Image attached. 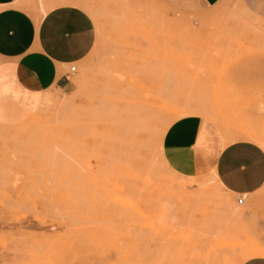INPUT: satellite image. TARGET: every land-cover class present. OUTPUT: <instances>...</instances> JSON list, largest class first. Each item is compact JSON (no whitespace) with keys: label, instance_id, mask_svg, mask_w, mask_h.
Masks as SVG:
<instances>
[{"label":"rangeland","instance_id":"1","mask_svg":"<svg viewBox=\"0 0 264 264\" xmlns=\"http://www.w3.org/2000/svg\"><path fill=\"white\" fill-rule=\"evenodd\" d=\"M28 1L26 8L42 13L59 3ZM79 4L96 26L90 52L69 66H76L71 90L48 89L55 96L34 110L44 91L0 83V264H242L243 255L252 258L245 248L264 244V187L239 205L211 173L191 180L172 168L160 139L157 144L160 128L142 134L131 150L126 119L106 122L102 111L105 101L119 117L134 103L144 110L163 102L202 106L210 115L194 114L217 125L227 142H259L264 0H218L198 12L166 0ZM150 171L167 187L191 181L171 198L148 185ZM126 191L151 222L141 223L133 205L114 198Z\"/></svg>","mask_w":264,"mask_h":264},{"label":"crops","instance_id":"2","mask_svg":"<svg viewBox=\"0 0 264 264\" xmlns=\"http://www.w3.org/2000/svg\"><path fill=\"white\" fill-rule=\"evenodd\" d=\"M58 1L56 5L50 2L49 9L42 13L26 8L31 2L28 0H0V83L12 82L34 93L44 91L34 103V110H39L55 96L48 89L71 90L69 66L81 61L93 44L92 30L87 35L65 30L71 19L69 6L79 4L81 0ZM166 1L181 11L198 12L218 0ZM66 37L71 39L66 40ZM235 145L259 147L256 141L246 138L227 142L221 129L199 114L177 119L163 137L165 159L177 172L193 177L207 173L200 162L206 156H214L219 180L223 178L224 154ZM237 167L241 175L233 184H223V187L237 199L244 196L245 204L264 187L259 157L237 162ZM246 170L248 175L244 176ZM256 244L264 247L260 242ZM242 264H264V257H252Z\"/></svg>","mask_w":264,"mask_h":264},{"label":"bare ground","instance_id":"3","mask_svg":"<svg viewBox=\"0 0 264 264\" xmlns=\"http://www.w3.org/2000/svg\"><path fill=\"white\" fill-rule=\"evenodd\" d=\"M42 8V7H40ZM42 11L43 13L46 12V8H42ZM107 100V98H106ZM156 103V102H155ZM145 105V104H144ZM109 104H108V101H105V104H104V108H103V111H102V120L104 121H110V120H116V119H120V118H125L126 119V122H127V134H126V139H127V143H128V146L131 150H133V148L136 146V143L138 142L139 138L141 137L142 134H145V133H152V130L155 126H157L158 128H163V133H165V131L167 130V127L169 128V124L167 125V123H169V118L172 116V117H175L173 118L172 122H170V125L176 121L177 119L183 117V116H187V115H191V114H194V113H202V114H209L210 111L208 109H206L205 107H202V106H194V105H190L189 107H186L185 109H180V108H177V107H173V106H168L165 102H163L160 106H157V107H154V108H149V109H142V108H138L136 103H134V105L131 107V109H129V111H127V113H124L122 116L119 117L118 112H114V114H110V110H109ZM124 111V110H123ZM183 112H188L189 114H186V115H180V113H183ZM210 115V114H209ZM82 116V115H81ZM79 121V120H78ZM81 122V121H79ZM105 122V124H106ZM84 125V124H83ZM81 126V125H80ZM108 126V125H107ZM82 127V126H81ZM230 135H232L230 133ZM242 136V135H241ZM163 137H164V134L160 135L159 134V139H160V146L161 148L163 149ZM234 137V136H233ZM232 137V138H233ZM238 137V136H237ZM236 137V138H237ZM239 138V137H238ZM234 140V139H233ZM257 140V139H256ZM232 141V139L230 140V142ZM258 141V140H257ZM149 148V147H147ZM144 149V148H143ZM146 151V150H145ZM159 151V150H158ZM161 153V152H160ZM133 154V153H132ZM157 155V154H156ZM148 156V155H146ZM159 156V155H158ZM144 158V156L142 157ZM141 158V159H142ZM161 160V159H160ZM167 169L169 170H172L167 162L165 161V159H162L161 161ZM172 171H175V170H172ZM151 171H150V174H149V179L147 180L148 181V185L153 187V189L158 192L159 194H166L168 193L169 194V197L171 196H176L178 195V192H182V189L185 187V185L191 181L192 179H196L195 177L193 176H190V177H187V178H191V180H188L187 182L185 181H178V182H175L173 184H171L170 187H167V186H164L161 184V182L159 180H152V176H151ZM183 178V177H181ZM217 178L214 177V180ZM122 179V178H121ZM195 181V180H193ZM116 182V181H115ZM204 185L207 184V181L203 182ZM131 184V183H130ZM114 185V184H113ZM191 185V184H190ZM201 185V183H200ZM209 185V183H208ZM132 186V184H131ZM202 186V185H201ZM133 187V186H132ZM116 188V187H114ZM119 188L120 189H123V187L121 186V184H119ZM118 188V189H119ZM117 189V190H118ZM204 190V189H203ZM120 191V190H119ZM184 191V189H183ZM110 193V192H109ZM121 193V192H120ZM112 194V192H111ZM122 194V193H121ZM136 194V193H135ZM89 195V194H88ZM87 195V196H88ZM91 195V194H90ZM114 195V198L117 200L118 198L121 199L122 201L124 202H127L128 205H133V208L134 210L139 214V217H140V222L143 223V222H148L150 221L149 220V213L143 208V209H140V206L137 205V203L135 204L134 202V199H135V195L132 199V196H131V193L126 191L125 192V195L126 196H119V194H113ZM117 196V197H115ZM163 196V195H162ZM80 197V195H79ZM168 197V196H167ZM78 198V197H77ZM139 198V197H138ZM173 198V197H171ZM81 199V198H80ZM80 199H77V200H80ZM118 199V201H119ZM85 200V199H84ZM83 200V201H84ZM120 200V201H121ZM102 201V200H101ZM81 202V201H79ZM91 202V201H90ZM93 202V201H92ZM78 203V202H77ZM83 203V202H82ZM81 203V204H82ZM140 204V203H139ZM79 205V203H78ZM119 205V204H118ZM81 206V205H80ZM79 206V207H80ZM104 206V205H103ZM124 206V205H123ZM96 207V206H95ZM101 207V206H100ZM77 208V207H76ZM83 208V207H82ZM87 208V207H86ZM119 208V207H118ZM85 209V207H84ZM95 209V208H94ZM113 209V207H112ZM117 209V208H116ZM78 210V209H77ZM91 210V208H90ZM97 210V208H96ZM115 210V209H114ZM113 210V211H114ZM118 210V209H117ZM125 210V209H124ZM165 210V209H164ZM79 213L82 211L78 210ZM93 211V210H92ZM95 211V210H94ZM87 212V211H86ZM97 213V212H96ZM111 214V213H109ZM135 214V213H134ZM85 215V214H84ZM87 216V215H86ZM112 216V214H111ZM126 216V215H125ZM118 217H121L120 215H118ZM95 218V216L93 217ZM87 220V219H86ZM95 220V219H94ZM126 220V219H125ZM122 221V220H120ZM91 222V221H90ZM151 222V221H150ZM149 222V223H150ZM144 223V224H146ZM144 241V240H143ZM251 242V241H250ZM82 244V242H81ZM251 244V243H250ZM71 249V248H70ZM76 252V251H75ZM245 253L248 254L249 256L251 257H264V247L262 246H259L257 245L256 243L251 246V247H246L245 248ZM244 253V254H245ZM246 257V256H245ZM244 255H243V259H247L245 258ZM242 262V260H241Z\"/></svg>","mask_w":264,"mask_h":264},{"label":"snow or ice","instance_id":"4","mask_svg":"<svg viewBox=\"0 0 264 264\" xmlns=\"http://www.w3.org/2000/svg\"><path fill=\"white\" fill-rule=\"evenodd\" d=\"M71 11V19L69 25H66L65 30L72 32L77 31L82 35H87L89 30H92L96 26V20L93 14L86 10L85 7L80 4H75L69 6ZM74 26V27H73ZM66 40L71 39V37H66ZM189 114L188 112L180 113V115ZM175 118V117H173ZM160 135L163 134V128L160 129ZM259 147L253 148L247 145H235L230 152L225 153V166L223 170L222 180H217V183L223 184H233L235 180L241 175L240 169L237 167V162H243L246 159H256L259 157L260 160V170L261 178L264 179V138L257 142ZM157 144H159V135L157 137ZM223 146H221L222 148ZM218 149L217 151H220ZM201 165L204 167L206 172L212 174V176H217V168L214 167L216 161L214 156H206L201 160ZM244 176L248 175L247 170L243 173Z\"/></svg>","mask_w":264,"mask_h":264},{"label":"built area","instance_id":"5","mask_svg":"<svg viewBox=\"0 0 264 264\" xmlns=\"http://www.w3.org/2000/svg\"><path fill=\"white\" fill-rule=\"evenodd\" d=\"M76 70V66L75 65H73V66H71V68H70V71L71 72H74ZM238 204L239 205H243L244 204V201H245V197L243 196V197H240V198H238Z\"/></svg>","mask_w":264,"mask_h":264}]
</instances>
